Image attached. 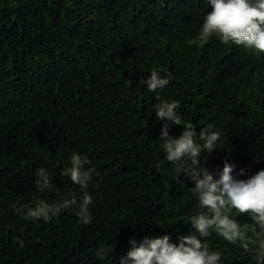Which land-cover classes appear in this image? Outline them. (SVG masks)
<instances>
[{"label":"trees","instance_id":"trees-1","mask_svg":"<svg viewBox=\"0 0 264 264\" xmlns=\"http://www.w3.org/2000/svg\"><path fill=\"white\" fill-rule=\"evenodd\" d=\"M210 11L208 0H0V264H120L130 241L197 235L203 210L166 160L161 102H179L183 123L169 136L191 124L202 146V130L220 133L200 155L214 179L225 163L237 180L264 170V54L216 36L191 44ZM153 70L169 80L155 93ZM74 153L94 168L88 224L77 215L84 193L61 175ZM41 168L51 190L36 187ZM72 198L48 222L24 218L38 201ZM248 237L247 251L214 230L202 240L220 264H257L264 234Z\"/></svg>","mask_w":264,"mask_h":264},{"label":"clouds","instance_id":"clouds-1","mask_svg":"<svg viewBox=\"0 0 264 264\" xmlns=\"http://www.w3.org/2000/svg\"><path fill=\"white\" fill-rule=\"evenodd\" d=\"M208 4L211 11L204 16L200 33L191 44L202 46L216 36L223 44L231 42L264 54V0H208ZM145 83L148 91L155 93L166 87L169 80L160 78L158 72L153 70ZM178 107L179 102L176 101L161 102L157 105L155 114L159 120L164 121L159 138L163 141L166 160L176 163L178 171H182L194 184L193 192L203 210L191 220L197 235L182 237L179 245L170 243L168 236L145 240L139 247L135 246L134 240L130 241L133 248L122 258L120 264H220V254L210 251L208 244L202 240L209 237L210 230L231 243L239 241L246 251L249 243H252L248 237L249 232L258 236L264 234V170L246 180H237L232 175L233 166L225 163L219 178L214 179L202 166L200 155L202 151L207 155L215 151L220 133L202 130V146L195 141L194 126L191 124H184L178 138L169 136L168 130L173 125L181 126L183 123L175 111ZM90 163L86 157L74 153L71 156V167L61 172V175L68 176L84 193L77 212L84 224L90 223L92 219L89 213L92 197L86 189L94 168L85 170V166ZM244 174V170L239 172L241 176ZM36 176V187L40 191L53 188L51 178L44 168L38 169ZM75 205V198L55 204L38 201L35 207H28L24 218L48 222ZM237 215L249 216L252 223L241 225L235 218ZM20 244L23 246L22 241ZM110 252L101 250L99 255L106 258ZM256 257L257 264H264V239L257 244Z\"/></svg>","mask_w":264,"mask_h":264}]
</instances>
